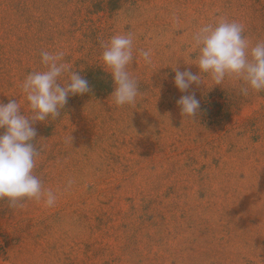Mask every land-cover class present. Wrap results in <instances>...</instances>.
Masks as SVG:
<instances>
[{
	"label": "rangeland",
	"instance_id": "1",
	"mask_svg": "<svg viewBox=\"0 0 264 264\" xmlns=\"http://www.w3.org/2000/svg\"><path fill=\"white\" fill-rule=\"evenodd\" d=\"M221 22L264 42V0H0V103L28 111L22 84L44 51L66 66L61 83L77 72L90 89L33 124V174L56 200L0 199V264H264V92L204 73L174 86L176 71L199 75L195 34ZM127 34L138 96L116 106L101 56ZM183 95L200 103L193 119ZM213 96L229 112L212 122L201 107Z\"/></svg>",
	"mask_w": 264,
	"mask_h": 264
},
{
	"label": "clouds",
	"instance_id": "2",
	"mask_svg": "<svg viewBox=\"0 0 264 264\" xmlns=\"http://www.w3.org/2000/svg\"><path fill=\"white\" fill-rule=\"evenodd\" d=\"M199 47V75L190 71H176L174 86L186 92L190 86L200 82L201 73L209 75L217 85L226 77L241 78L249 90L264 92V42L250 46L243 35L242 26L235 22L202 27L194 36ZM145 63H151V52L142 51ZM60 55L42 52L41 62L45 70L27 75L22 84L28 111L21 108L15 99L0 103V199L15 206L27 199L45 196L47 206L55 203L53 192L42 191L41 181L33 174L38 155L33 139L36 129L33 124L60 116L69 96L89 92L88 81L77 72L70 74L67 83L61 76L67 70L60 63ZM103 70L110 74L114 83L111 96L116 106L135 103L138 96L137 82L130 76L128 66L133 61V37L131 34L115 35L104 47L101 56ZM181 115L192 118L200 103L194 95H183L177 101Z\"/></svg>",
	"mask_w": 264,
	"mask_h": 264
},
{
	"label": "trees",
	"instance_id": "3",
	"mask_svg": "<svg viewBox=\"0 0 264 264\" xmlns=\"http://www.w3.org/2000/svg\"><path fill=\"white\" fill-rule=\"evenodd\" d=\"M90 76L96 74L97 79L92 82L94 89L100 93H111L113 90L112 80L105 73L90 71ZM202 116L213 122L216 118H221L222 115L229 112V101L226 98H209L201 107ZM1 258V253H0Z\"/></svg>",
	"mask_w": 264,
	"mask_h": 264
}]
</instances>
